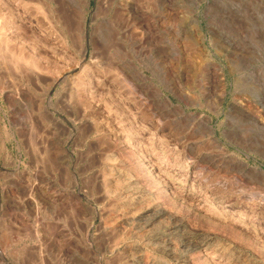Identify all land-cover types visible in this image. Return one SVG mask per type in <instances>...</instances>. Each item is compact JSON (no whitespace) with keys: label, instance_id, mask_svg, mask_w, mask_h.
<instances>
[{"label":"rangeland","instance_id":"1","mask_svg":"<svg viewBox=\"0 0 264 264\" xmlns=\"http://www.w3.org/2000/svg\"><path fill=\"white\" fill-rule=\"evenodd\" d=\"M0 264H264V0H0Z\"/></svg>","mask_w":264,"mask_h":264},{"label":"bare ground","instance_id":"2","mask_svg":"<svg viewBox=\"0 0 264 264\" xmlns=\"http://www.w3.org/2000/svg\"><path fill=\"white\" fill-rule=\"evenodd\" d=\"M4 56V55H3ZM2 57V56H1ZM3 60H4V58H3ZM5 61V60H4ZM104 179V178H103Z\"/></svg>","mask_w":264,"mask_h":264}]
</instances>
